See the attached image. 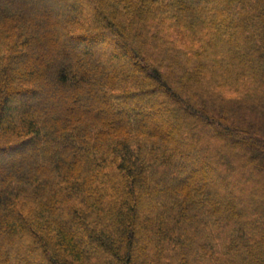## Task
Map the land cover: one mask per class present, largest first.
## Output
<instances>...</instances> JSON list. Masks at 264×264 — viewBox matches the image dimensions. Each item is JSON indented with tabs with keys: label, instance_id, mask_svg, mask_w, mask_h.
<instances>
[{
	"label": "trees",
	"instance_id": "trees-1",
	"mask_svg": "<svg viewBox=\"0 0 264 264\" xmlns=\"http://www.w3.org/2000/svg\"><path fill=\"white\" fill-rule=\"evenodd\" d=\"M0 264H264V0H0Z\"/></svg>",
	"mask_w": 264,
	"mask_h": 264
},
{
	"label": "rangeland",
	"instance_id": "rangeland-1",
	"mask_svg": "<svg viewBox=\"0 0 264 264\" xmlns=\"http://www.w3.org/2000/svg\"><path fill=\"white\" fill-rule=\"evenodd\" d=\"M42 2V1H41ZM41 2H39L37 5H36V8H43L44 7V5H43V3H41ZM94 49H98L97 47H95ZM26 101H28V100H26ZM164 121V120H163ZM28 149H25V150H23L22 151V153H24V152H26ZM12 159H14V157H12L11 158V162H12ZM11 162H9V164L11 163Z\"/></svg>",
	"mask_w": 264,
	"mask_h": 264
}]
</instances>
